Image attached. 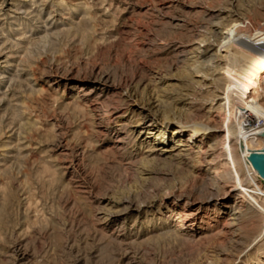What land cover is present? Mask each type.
<instances>
[{
	"label": "rangeland",
	"instance_id": "rangeland-1",
	"mask_svg": "<svg viewBox=\"0 0 264 264\" xmlns=\"http://www.w3.org/2000/svg\"><path fill=\"white\" fill-rule=\"evenodd\" d=\"M260 45L264 0H0V264H264V196L233 141L210 134L207 160L152 149L154 116L192 102L205 120L223 86L234 101ZM218 59L228 80L196 91Z\"/></svg>",
	"mask_w": 264,
	"mask_h": 264
},
{
	"label": "bare ground",
	"instance_id": "bare-ground-1",
	"mask_svg": "<svg viewBox=\"0 0 264 264\" xmlns=\"http://www.w3.org/2000/svg\"><path fill=\"white\" fill-rule=\"evenodd\" d=\"M208 44V42L205 44L202 43L197 48L200 55L206 53L209 50H214L218 54L217 56L219 58H221V56H227L221 53V49L218 48L219 46H217L216 44ZM252 66L256 68L259 67V71L264 67V45H260L250 50L246 54L244 61L239 66V70L235 74V79L232 82L234 101H232L231 103H228L226 101L227 86L219 87V94H217V90H213V93H216V96H214V100L209 102L210 109H208V111L206 110L207 116L205 120L194 119L193 116L196 115H194V111H192V108L194 107V104L192 102L185 104L181 109H177L175 106L174 112L172 113L164 111V113L161 112L159 116H154L152 122L156 121L159 122V124L158 127L153 128V131H155L156 129L158 131L155 133V140L153 142L152 149L155 151V153L157 152L163 155H171L173 152L177 151L181 153L182 150L178 148L190 146L192 147L191 149H197L198 154H200L203 159L207 160L208 150L206 151L205 148L206 143L209 142L210 134H212L213 137L217 136V138L223 134V139L225 138V140H232L238 148V152L240 155L239 160L244 167L246 177L248 179L247 181H249L251 186L250 189H253L254 192L260 193L264 196V192H261L259 186V183L261 181H264V178L259 175V173L253 168L249 161V156L252 153L264 155V120L255 115V113L249 108V106H247V102L244 98V86L247 83L249 85V83L254 84L257 81V77H252L253 79L247 81L249 80L248 78H251L253 72L256 70H251L250 68ZM220 67H224V69H218ZM229 68L230 66L228 63L220 61L219 59L218 61H213V63H200V67H198V69H196L192 73V76H194L195 78H199L197 80L198 86L195 87V90L203 92L205 90V84L213 80V78H211L212 74H215L218 77L223 78L224 80H228L229 74L227 70ZM201 69L207 70V74H201ZM211 91L212 90H210L209 92ZM214 109H216V113H218V115L214 114ZM226 114H229L230 116L226 117ZM208 164L211 169H216L215 167H213V160L209 161ZM213 171H216L215 178L219 179L220 173L217 170ZM223 183L225 182L220 181V184ZM218 201L221 203L222 200ZM227 207L228 206L226 205L223 210L226 211ZM177 219L180 223L177 226V230L179 231L182 230L183 225L186 226V224L190 223L186 213L178 214ZM188 230L191 231V229Z\"/></svg>",
	"mask_w": 264,
	"mask_h": 264
},
{
	"label": "water",
	"instance_id": "water-1",
	"mask_svg": "<svg viewBox=\"0 0 264 264\" xmlns=\"http://www.w3.org/2000/svg\"><path fill=\"white\" fill-rule=\"evenodd\" d=\"M249 161L259 175L264 178V155L252 153L249 156Z\"/></svg>",
	"mask_w": 264,
	"mask_h": 264
}]
</instances>
